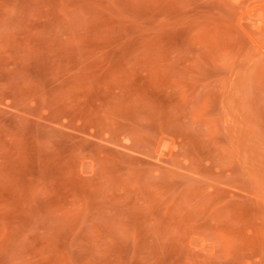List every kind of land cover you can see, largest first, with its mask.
<instances>
[{
  "label": "rangeland",
  "instance_id": "obj_1",
  "mask_svg": "<svg viewBox=\"0 0 264 264\" xmlns=\"http://www.w3.org/2000/svg\"><path fill=\"white\" fill-rule=\"evenodd\" d=\"M0 264H264V0H0Z\"/></svg>",
  "mask_w": 264,
  "mask_h": 264
},
{
  "label": "bare ground",
  "instance_id": "obj_2",
  "mask_svg": "<svg viewBox=\"0 0 264 264\" xmlns=\"http://www.w3.org/2000/svg\"><path fill=\"white\" fill-rule=\"evenodd\" d=\"M262 16V15H261ZM263 19V18H262Z\"/></svg>",
  "mask_w": 264,
  "mask_h": 264
}]
</instances>
